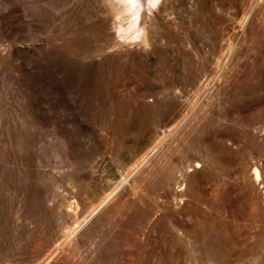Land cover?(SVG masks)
<instances>
[{
  "label": "rangeland",
  "instance_id": "rangeland-1",
  "mask_svg": "<svg viewBox=\"0 0 264 264\" xmlns=\"http://www.w3.org/2000/svg\"><path fill=\"white\" fill-rule=\"evenodd\" d=\"M0 264H264V0H0Z\"/></svg>",
  "mask_w": 264,
  "mask_h": 264
}]
</instances>
